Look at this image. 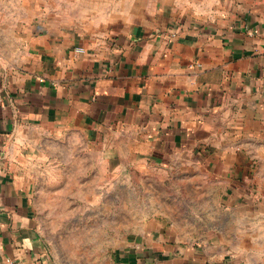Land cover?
Here are the masks:
<instances>
[{"label":"crops","instance_id":"crops-1","mask_svg":"<svg viewBox=\"0 0 264 264\" xmlns=\"http://www.w3.org/2000/svg\"><path fill=\"white\" fill-rule=\"evenodd\" d=\"M0 9V264H56L39 172L81 136L91 183L150 200L115 264H264V1Z\"/></svg>","mask_w":264,"mask_h":264},{"label":"rangeland","instance_id":"rangeland-1","mask_svg":"<svg viewBox=\"0 0 264 264\" xmlns=\"http://www.w3.org/2000/svg\"><path fill=\"white\" fill-rule=\"evenodd\" d=\"M70 140L75 145L68 144L64 156L50 155L44 161L48 168L39 172L37 212L51 257L56 264H115L124 225L136 222L138 214L147 217L150 200L144 199L147 195H125L127 185L107 180L106 168H97L106 174L96 187L89 166L98 160L90 145L82 136ZM95 189L98 195H93Z\"/></svg>","mask_w":264,"mask_h":264},{"label":"built area","instance_id":"built-area-1","mask_svg":"<svg viewBox=\"0 0 264 264\" xmlns=\"http://www.w3.org/2000/svg\"><path fill=\"white\" fill-rule=\"evenodd\" d=\"M77 51H78L79 53H84V50L81 49V48L77 49Z\"/></svg>","mask_w":264,"mask_h":264}]
</instances>
